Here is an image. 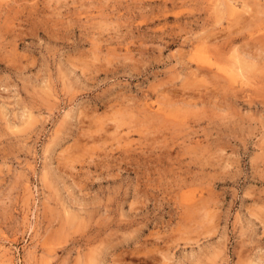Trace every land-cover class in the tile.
Segmentation results:
<instances>
[{
    "label": "rangeland",
    "instance_id": "rangeland-1",
    "mask_svg": "<svg viewBox=\"0 0 264 264\" xmlns=\"http://www.w3.org/2000/svg\"><path fill=\"white\" fill-rule=\"evenodd\" d=\"M0 264H264V0H0Z\"/></svg>",
    "mask_w": 264,
    "mask_h": 264
},
{
    "label": "bare ground",
    "instance_id": "bare-ground-1",
    "mask_svg": "<svg viewBox=\"0 0 264 264\" xmlns=\"http://www.w3.org/2000/svg\"><path fill=\"white\" fill-rule=\"evenodd\" d=\"M243 4V3H242Z\"/></svg>",
    "mask_w": 264,
    "mask_h": 264
}]
</instances>
